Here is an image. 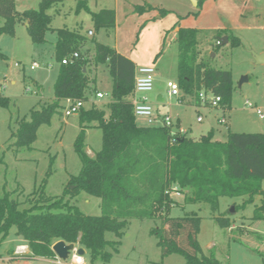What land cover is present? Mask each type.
<instances>
[{
  "label": "rangeland",
  "instance_id": "rangeland-1",
  "mask_svg": "<svg viewBox=\"0 0 264 264\" xmlns=\"http://www.w3.org/2000/svg\"><path fill=\"white\" fill-rule=\"evenodd\" d=\"M41 1L15 0L16 11L37 10ZM195 1L197 5L192 0H87L92 12L101 9L116 12L114 29L96 31L90 15L85 11L76 14V1L69 0L50 11L54 16L53 31L47 33L44 45L33 43L24 23H16L14 36H0V54L5 56L0 57V98L10 101L7 108L0 106V197L12 193L15 199L25 203L46 182L45 197L60 198L71 178L81 171L82 163L74 146L81 131L80 114L67 117L61 109L50 125L40 127L30 149H17L15 139H10L18 129L19 120L29 121L33 109L39 110L54 99L60 68L55 59V44L57 30L64 28L79 30L88 39L83 52L89 51V56L94 54L93 41H96L117 49L137 67L156 69L154 89L148 94L149 103L159 116L156 127L162 126L161 118L169 115L174 124L172 130L177 131L179 123L194 140L211 131L214 140L219 142H226L229 133L264 134V60L257 63L255 58L264 57V0ZM138 7L145 9L140 12ZM4 25L5 19L0 17V28ZM179 27L199 30L202 59L216 69L231 71L234 90L229 108L211 107L207 103L198 105L195 96L183 92L178 97L169 95L167 84L178 85ZM90 32L93 35H89ZM230 36L238 39V45L230 41ZM226 38L227 42L217 47V41L221 44ZM34 63L39 66L32 70ZM90 76L95 80L91 85L93 93L89 94L84 108L89 110L95 104L108 116L107 104L112 99L113 89L111 74L100 65ZM96 91L104 98H96ZM158 96L163 102H158ZM179 98L184 101L180 102ZM198 117L202 122H198ZM222 118L226 119V124L219 122ZM137 123L149 127L143 119H137ZM84 145L92 158L101 151L102 131L96 123L86 129ZM65 197L70 200L69 195ZM175 199L180 205L173 208L171 217L196 215L201 219L198 241L202 255L213 257L220 264H264V219H255V210L264 200V180L262 194L256 195L252 202L246 196L220 197L215 206L209 202L186 203L185 195L175 196ZM70 203L77 205L85 215H102L101 200L86 193ZM28 207L29 203L24 205ZM219 220L228 226L222 227ZM162 227L159 218L132 219L121 237L106 233L107 241L119 243L118 251L111 247L106 249L111 254L109 262L101 259L92 262L87 251L82 256L84 262L186 264L180 254L163 256L158 239L152 234ZM18 238L14 228L0 244V264H57L51 260L22 259L15 253L13 258L12 250L19 244Z\"/></svg>",
  "mask_w": 264,
  "mask_h": 264
},
{
  "label": "trees",
  "instance_id": "trees-1",
  "mask_svg": "<svg viewBox=\"0 0 264 264\" xmlns=\"http://www.w3.org/2000/svg\"><path fill=\"white\" fill-rule=\"evenodd\" d=\"M67 1L42 0L37 10L18 13L15 0H0V17L5 19L0 36H14L16 23H24L33 43L44 45L47 33L53 31L54 16L50 11ZM74 1L76 14L87 12L96 31L116 27L115 10L92 12L87 0ZM144 9L137 8L140 12ZM199 35L197 29H178L180 91L195 96L198 105L200 94L205 93L219 97L220 106L229 108L234 90L232 73L216 69L202 59ZM229 39L238 45L237 38ZM87 44L88 39L79 30H57L55 59L60 68L54 99L39 110L33 109L29 121L19 120L18 129L10 139H15L17 149H30L40 127L50 125L54 116L65 108L66 101L86 103L95 82L90 75L100 65L108 68L113 81L108 116L95 104L89 110L83 107L79 113L81 131L74 146L82 168L78 176L71 178L64 196L46 198L44 182L25 203L15 199L12 193L0 197V244L15 228L16 235L30 250L22 259L54 260L53 246L63 241L89 252L92 262L98 259L109 262L111 254L106 249L118 251L119 243L107 241L106 233L121 237L130 220L159 218L163 227L152 234L158 239L163 256L177 253L185 257L186 264H220L217 259L202 255L199 217L170 216L173 208L180 205L175 196L185 195L186 203L209 202L212 206L220 197L246 196L252 202L256 195L262 194L264 134L229 133L226 142H219L214 140L213 131L194 140L178 132L173 135L167 127L139 126L132 103L135 62L96 41H93L94 54L89 56V51L83 52ZM218 45H223L222 40L221 44L217 41ZM75 52L79 58L63 65L62 61ZM0 57L5 58L2 54ZM9 102L0 98L1 107L7 108ZM93 123L102 131V149L95 158L88 155L84 145L86 129ZM81 193L101 200V216L85 215L70 203ZM65 194L70 200H66ZM27 203L29 207L24 208ZM255 219H264V200L255 210ZM219 221L222 227L228 226Z\"/></svg>",
  "mask_w": 264,
  "mask_h": 264
},
{
  "label": "built area",
  "instance_id": "built-area-1",
  "mask_svg": "<svg viewBox=\"0 0 264 264\" xmlns=\"http://www.w3.org/2000/svg\"><path fill=\"white\" fill-rule=\"evenodd\" d=\"M89 35H93L92 32H90ZM78 58H79V53L75 52L71 58L64 59L62 61V64L63 65L72 64V62ZM38 66H39L38 63H34L31 66V69L35 70L38 68ZM155 75H156V69L152 66L136 67L135 90L132 96V103L134 105L136 118L145 120L149 127H156V122L157 119L159 118L155 115L153 107L151 106L148 100V94L152 92L154 89ZM167 87L169 89L168 93L170 96H174V97L180 96L181 91L179 85L169 82L167 84ZM96 98L103 99L104 95L102 93H97ZM200 101L201 103L204 104L207 103L211 107H219L221 99L211 94L201 93ZM65 105L66 106L64 108V114L65 116L70 117L74 114H79L83 109L85 102L82 100H76V101L68 100L65 102ZM258 114L260 115V118L263 119L261 112H258ZM161 120L163 127H167L170 129L173 128L174 124L171 116L167 115L161 118ZM197 120L198 122H202L201 117H198ZM219 122L222 124H226V119L222 118L221 120H219ZM178 133L182 135H186V131L183 129L179 130ZM172 134L175 135L176 132L172 130ZM176 195L179 196V194ZM78 246L74 245V249L69 253L67 260H62L58 256H56L55 261L57 262V264H76L75 257L76 256L82 257L78 252V250L80 249V247ZM14 253L15 255L21 258L28 256L30 254L29 246L26 243L20 244L15 248ZM69 260L70 263H67Z\"/></svg>",
  "mask_w": 264,
  "mask_h": 264
},
{
  "label": "water",
  "instance_id": "water-1",
  "mask_svg": "<svg viewBox=\"0 0 264 264\" xmlns=\"http://www.w3.org/2000/svg\"><path fill=\"white\" fill-rule=\"evenodd\" d=\"M194 4L197 5V2L195 0H192ZM28 26V25H27ZM227 38L226 39H222V43H226L227 42ZM257 63H261L264 60L263 56H255ZM86 70L84 69V72ZM246 80V79H245ZM74 249V245H68L65 242L61 241L56 243L53 246V252L56 254V256H58L60 259L62 260H67L69 253ZM79 254L81 256H83L85 254V250L83 248H80L78 250Z\"/></svg>",
  "mask_w": 264,
  "mask_h": 264
},
{
  "label": "crops",
  "instance_id": "crops-1",
  "mask_svg": "<svg viewBox=\"0 0 264 264\" xmlns=\"http://www.w3.org/2000/svg\"><path fill=\"white\" fill-rule=\"evenodd\" d=\"M88 3V2H87ZM198 4V3H197ZM117 50V49H116ZM121 54V53H120ZM133 61V60H132ZM134 62V61H133ZM136 64V63H135ZM136 66H137V64H136ZM97 93H101V92H99V91H96V94ZM96 94H95V96H96ZM157 100H158V102H163V98L161 97V96H158L157 97ZM157 117H159V116H157ZM181 129H183V128H181V125L178 123V130L177 131H174V132H178L179 130H181ZM183 130H185V129H183ZM186 131V130H185ZM188 131H186V136L188 137ZM18 242H19V244L18 245H20V244H23L24 243V241L21 239V238H18ZM16 245L17 244H15V246H14V249L12 250L13 252H12V257L14 258V252H15V247H16ZM17 245V246H18ZM11 253V252H10ZM35 260H47V259H42V258H37V259H35ZM51 261H55V259L54 260H51Z\"/></svg>",
  "mask_w": 264,
  "mask_h": 264
},
{
  "label": "clouds",
  "instance_id": "clouds-1",
  "mask_svg": "<svg viewBox=\"0 0 264 264\" xmlns=\"http://www.w3.org/2000/svg\"><path fill=\"white\" fill-rule=\"evenodd\" d=\"M75 259H76V264H84L82 257L76 256Z\"/></svg>",
  "mask_w": 264,
  "mask_h": 264
}]
</instances>
